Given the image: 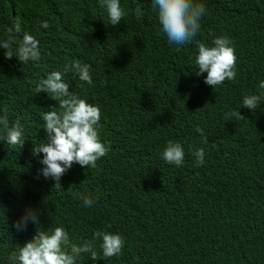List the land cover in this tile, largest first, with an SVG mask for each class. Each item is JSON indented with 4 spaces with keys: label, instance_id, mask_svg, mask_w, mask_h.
<instances>
[{
    "label": "trees",
    "instance_id": "1",
    "mask_svg": "<svg viewBox=\"0 0 264 264\" xmlns=\"http://www.w3.org/2000/svg\"><path fill=\"white\" fill-rule=\"evenodd\" d=\"M196 2L206 9L200 30L177 50L152 0H120L127 15L118 26L101 0H0V39L19 17L17 39L28 32L41 53L22 63L0 47V116L19 120L26 139L22 148L0 140V264H12L38 228L56 226L75 244L97 231L125 238L120 255L103 257L97 240V259L84 254L76 264H264V0ZM220 36L235 48L236 76L213 88L207 73L196 74L197 43L213 46ZM74 61L90 65L93 82L74 71L64 81L101 108L99 134L110 151L95 168L73 164L58 188L32 149L47 142L42 116L59 101L35 88ZM248 95L261 97L255 110L243 106ZM232 111L243 118L226 119ZM168 141L185 149L180 167L162 158ZM199 148L202 166L192 155ZM28 209L38 222L17 230Z\"/></svg>",
    "mask_w": 264,
    "mask_h": 264
},
{
    "label": "clouds",
    "instance_id": "2",
    "mask_svg": "<svg viewBox=\"0 0 264 264\" xmlns=\"http://www.w3.org/2000/svg\"><path fill=\"white\" fill-rule=\"evenodd\" d=\"M101 6L106 8L109 24L113 26H118L127 15L120 0H101ZM152 7L168 42L175 44L177 50L180 46L192 43L200 30V20L206 11L205 6L196 0H152ZM135 13L137 17L143 14L139 4ZM42 27L47 29L48 22L44 21ZM22 31L20 18L17 17L13 26L7 29V38L0 39V47L6 50L5 58L11 59L15 56L22 63L39 61V41L28 32H24L22 39L18 40L17 34ZM212 44L213 46H208L203 42L197 43L198 55L195 63L196 74L199 76L207 73L205 84L215 88L225 80L235 78L237 56L227 37H217ZM70 71H74L81 81L92 84L90 65L74 61L71 65H65L63 73L54 71L48 74L46 79L36 83L35 88L37 94L51 93V99L59 101L58 107L51 108L42 116L47 142L34 144L32 149L34 156L44 154L40 160L44 165L41 174L45 178L51 177L58 188L61 187L60 179L73 164L95 168L97 161L110 151V143L102 142L99 134L101 108L69 91V84L63 77L64 73ZM259 87L264 89V82H261ZM260 101V96L248 95L243 99V106L255 110ZM231 117L243 118L239 111L225 113L226 119ZM196 131L203 135V129L198 127ZM0 133H3L0 140L10 147H23L26 140L25 129L19 120L10 124L6 114L0 116ZM207 142V137H204V143ZM185 155V149L179 141H168L162 152V158L177 167L183 165ZM192 155L197 166L205 163L206 152L203 148L196 149ZM93 203V200L85 198L83 206L90 208ZM29 220L38 222L36 210H26L25 215L15 223V227L21 230L27 226ZM97 240L100 241L99 247L105 258L120 255L125 246V238L119 233L97 231L92 239L75 244L71 242L70 234L63 226L48 230L38 228L36 235L19 247L10 259L12 264H76L77 257L84 254H90L88 256L92 259H97Z\"/></svg>",
    "mask_w": 264,
    "mask_h": 264
}]
</instances>
